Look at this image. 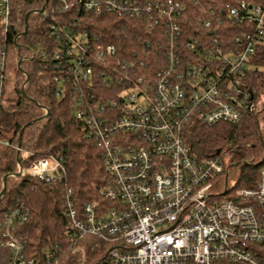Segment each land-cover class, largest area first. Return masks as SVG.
<instances>
[{"label":"built area","instance_id":"2783aa9c","mask_svg":"<svg viewBox=\"0 0 264 264\" xmlns=\"http://www.w3.org/2000/svg\"><path fill=\"white\" fill-rule=\"evenodd\" d=\"M57 1L84 16L142 20L151 35L137 63L122 60L114 45L88 30L79 32L77 17L73 25H49L60 43L52 54L56 94L81 95L75 117L101 150L104 203L77 206L58 157L36 158L17 172L64 188L70 247L83 252L81 240L100 239L106 250L97 264H264V165L254 186H223L232 164L225 154L198 158L185 141L192 125L238 124L256 110L245 76L264 37V6L239 0L205 8L193 1L199 12L189 18L183 0ZM0 16L7 25L9 0H0ZM39 60L48 62L47 55ZM3 79L1 60L0 97ZM95 82L116 88L114 98L82 99ZM0 145L10 144L0 139ZM27 217L23 207L2 214L0 249L8 253L0 254V264H60L59 251L26 257L18 229Z\"/></svg>","mask_w":264,"mask_h":264},{"label":"trees","instance_id":"16d2710c","mask_svg":"<svg viewBox=\"0 0 264 264\" xmlns=\"http://www.w3.org/2000/svg\"><path fill=\"white\" fill-rule=\"evenodd\" d=\"M9 0L8 24L1 23L0 61H3V87L0 97V139L10 145H0V194L6 176L5 191L0 197V220L3 213L15 208L27 211V220L19 226L18 234L24 239L27 258H43L59 251L60 264H97L103 258L105 244L96 237H86L77 246L83 252L70 247L71 228L64 214V188L48 186L29 177H14L18 161L26 168L39 157L54 156L61 159L65 168V186L72 190L77 206L87 202L104 203L100 189L107 179L103 170L101 150L85 136L84 124L75 117L80 94L57 96L58 75L53 67L52 54L60 43L51 34V23H69L79 18L76 29L88 30L104 44L114 45L122 60L137 63L145 55L144 40L151 38L146 22L113 14L84 16L79 10H62L57 0ZM187 16L194 17L199 9L197 1L205 8L234 4L239 0H183ZM248 4L264 6V0H243ZM42 11V12H40ZM27 31L24 19L27 13ZM148 51V50H147ZM45 53L48 62H41ZM13 54L21 60L15 69L11 86L7 82V57ZM154 58L153 52L146 55ZM246 69V81L256 92L258 106L246 113L238 124L218 123L214 126L195 124L188 128L185 138L190 151L198 158L217 151L224 153L232 167L240 170L236 187H252L258 180V169L264 165V37L256 46ZM18 64V63H17ZM157 66V65H155ZM153 71L156 67H153ZM151 70V72H152ZM26 82L23 90L21 85ZM116 88H105L95 82L93 89H85L82 99L95 97L114 98ZM91 102V100H90ZM43 108L47 111L46 118ZM29 124L27 127L25 125ZM21 137H20V133ZM20 148V151L16 150ZM225 186L228 174L220 178ZM226 181V182H225ZM7 250L0 249L4 257ZM5 259V258H4Z\"/></svg>","mask_w":264,"mask_h":264},{"label":"rangeland","instance_id":"374dc122","mask_svg":"<svg viewBox=\"0 0 264 264\" xmlns=\"http://www.w3.org/2000/svg\"><path fill=\"white\" fill-rule=\"evenodd\" d=\"M15 58H16L15 54H13V58L12 59H11V55H9L7 57V72H6V75H7V82H8L9 86H11V84L13 82L14 72H15V69L17 68L18 61ZM23 84L21 85V88H22ZM224 157L229 160V158L226 155ZM230 165H232V164H230ZM240 174H241L240 170H238L236 167H232L231 168V166H230L229 173H228V180H227L228 186L234 185V183H236L237 179L239 178ZM221 185H223V184L221 183ZM222 189H223V186H221L220 189L215 190V193L216 194L221 193ZM80 252L82 253L81 250H80Z\"/></svg>","mask_w":264,"mask_h":264},{"label":"water","instance_id":"95a60500","mask_svg":"<svg viewBox=\"0 0 264 264\" xmlns=\"http://www.w3.org/2000/svg\"><path fill=\"white\" fill-rule=\"evenodd\" d=\"M47 1L48 0H46L45 1V5L47 4ZM40 12H42V11H40ZM31 13H33V12H29V13H27V15L25 16V19H24V25H25V27H24V31H23V35L26 33V31H27V18H28V16L31 14ZM20 63H21V60H19L18 61V64H17V66H18V68H20ZM29 80V77L28 76H26V81H25V83H24V85L26 84V82ZM23 88L24 87H22L21 89L23 90ZM46 118V114H45V116L43 117V118H41V119H39V121L40 120H42V119H45ZM29 124H27V125H25V127H27ZM21 134H22V132L20 133V137H21ZM18 165H20V162L18 161ZM15 177H20V173L19 172H17L16 174H15ZM6 176L3 178V189H2V192H1V194H0V197H1V195L3 194V192L5 191V181H6Z\"/></svg>","mask_w":264,"mask_h":264}]
</instances>
